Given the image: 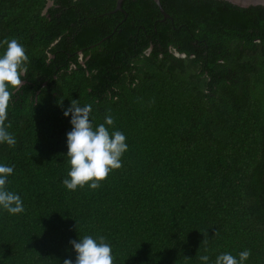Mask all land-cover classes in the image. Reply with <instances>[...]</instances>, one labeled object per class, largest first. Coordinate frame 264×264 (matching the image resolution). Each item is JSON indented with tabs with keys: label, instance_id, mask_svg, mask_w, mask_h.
I'll use <instances>...</instances> for the list:
<instances>
[{
	"label": "trees",
	"instance_id": "1",
	"mask_svg": "<svg viewBox=\"0 0 264 264\" xmlns=\"http://www.w3.org/2000/svg\"><path fill=\"white\" fill-rule=\"evenodd\" d=\"M0 0V42L29 57L0 164L24 211L0 209V264L74 262L104 236L114 264H264V6L226 0ZM6 45L0 46V55ZM126 136L97 189L62 181L71 100Z\"/></svg>",
	"mask_w": 264,
	"mask_h": 264
},
{
	"label": "clouds",
	"instance_id": "2",
	"mask_svg": "<svg viewBox=\"0 0 264 264\" xmlns=\"http://www.w3.org/2000/svg\"><path fill=\"white\" fill-rule=\"evenodd\" d=\"M6 49L0 55V144L14 147L15 136L8 131L11 124H5L8 119V108L12 96L23 86L22 79L27 75L29 57L25 48L17 39H5L0 46ZM92 106H80L77 99L71 100L70 105L64 110L63 115H71V130L66 133L68 165L67 178L62 181L63 186L69 191L77 188L97 189L108 175L122 167V156L127 151L126 136L121 131H109L114 125V118L106 115L104 122L93 126L90 120ZM12 166L0 164V209L10 215H18L24 211L21 197L8 190V177L13 173ZM75 251L74 262L65 259L63 264H114L112 248L104 236L93 238L84 235L78 240H70ZM250 250L239 253V259L230 253L219 254L214 264H244L249 258ZM200 261L207 264L209 256L202 255Z\"/></svg>",
	"mask_w": 264,
	"mask_h": 264
},
{
	"label": "water",
	"instance_id": "3",
	"mask_svg": "<svg viewBox=\"0 0 264 264\" xmlns=\"http://www.w3.org/2000/svg\"><path fill=\"white\" fill-rule=\"evenodd\" d=\"M122 0H116L115 2V9H119L120 7V3ZM158 7L160 13L163 15V17H165V13L163 12L162 8L159 5V1L158 0H152ZM229 1L233 4H236L238 6H248V5H263L264 6V0H226Z\"/></svg>",
	"mask_w": 264,
	"mask_h": 264
}]
</instances>
